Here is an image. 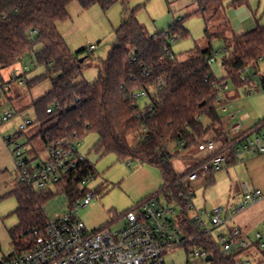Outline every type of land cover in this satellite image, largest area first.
<instances>
[{"label": "trees", "instance_id": "obj_1", "mask_svg": "<svg viewBox=\"0 0 264 264\" xmlns=\"http://www.w3.org/2000/svg\"><path fill=\"white\" fill-rule=\"evenodd\" d=\"M74 1L85 10L99 5L107 11L118 2L125 4L124 0H0V71L21 65L27 54L41 44L35 57L46 74L27 83L33 86L46 78L52 82V89L33 103L36 122L43 126L52 123L40 132L44 142L75 135L81 140L88 133H98V150L115 153L120 160L158 167L164 179L160 193L168 204L177 202L184 206L177 188L171 185L179 175L187 174L199 163L195 161L179 172L173 159L190 154L211 136L231 143L220 112L223 103L213 86L218 80L209 64L210 59H217L216 54L212 49H196L180 60L173 51L172 41L189 35L182 20L169 31L148 37L135 10L118 29L107 60L98 66L97 80L92 84L79 81L85 69L80 54L86 48L73 54L58 28L59 23L70 18L68 7ZM225 1L194 0L207 23L225 8ZM229 5L244 6L247 0H231ZM263 56L264 26L234 36L223 59L227 78L218 82L230 80L238 88L246 86L257 75H250L249 69L258 68ZM262 82L264 89L263 78ZM143 90L147 92L148 103L141 109L134 95ZM49 108H54L50 114ZM183 157L190 158L188 154ZM237 161L232 155L229 165ZM94 172V167L87 162L85 175H94ZM76 187L69 184L63 190L71 196L70 200L84 195ZM10 196L17 199L15 213L19 221L11 235L32 237L35 230L44 232L48 222L44 207L54 196L52 192H36L17 181ZM185 213L189 215L186 208ZM191 233H200V230L192 226ZM195 244L212 254L210 264H237V259L245 253L239 251L227 256L219 242L204 233ZM34 246L32 238L24 251Z\"/></svg>", "mask_w": 264, "mask_h": 264}, {"label": "rangeland", "instance_id": "obj_2", "mask_svg": "<svg viewBox=\"0 0 264 264\" xmlns=\"http://www.w3.org/2000/svg\"><path fill=\"white\" fill-rule=\"evenodd\" d=\"M123 2L125 4L118 2L104 11L99 5L85 10L74 1L68 7L70 18L58 24L60 34L73 54L86 48V51L80 54V59H84L85 69L79 81L84 80L92 84L97 80L98 66L107 60L117 39L118 29L123 20L130 17L135 10L136 18L143 25L148 37L167 32L182 20V25L189 35L172 41L174 53L180 60H184L191 50L212 49L217 59L211 64V70L218 81L227 78L223 59L233 37L264 26V0H247V5L239 7L229 5L231 0H226L225 8L208 23L194 0ZM90 46L95 47L93 52L89 50ZM41 48V44H37L21 65L0 71V117L10 112L14 114L7 122L0 121V263L25 252L24 248L32 243V238L34 239L33 235H11L19 221L15 213L18 202L10 193L14 191L18 181L16 145L21 147L24 157L35 164H40L48 157V145L40 136V132L48 129L52 123L43 126L36 122L33 103L52 89V82L46 78L33 86L27 83L46 74L45 68L38 65L35 57V53ZM16 70L21 72L13 76ZM254 73L257 75L242 88L236 87L228 80L229 89L237 98L229 109L230 112L240 111L264 120V61L260 62L258 68L249 69L250 75ZM21 76L26 82L17 79ZM147 103V96L138 100L141 109ZM227 117L228 115H225V119ZM25 120L32 121V124L20 134V126ZM13 136H16V140L8 146L6 139ZM99 140V134L91 132L81 139L79 146L80 153L95 169L94 178L88 181L85 187L87 193L94 192L96 197L78 214L90 231L112 223L119 224L124 213L160 193L164 186L163 175L158 167L148 163L120 160L115 153L100 151ZM185 154L175 157L172 162L175 166H181L179 163L185 162L186 170L193 162L186 163L191 158L187 160L182 157ZM244 183L264 193V154L245 153L235 164L229 165L223 171L205 174L194 184L193 202L196 209L200 210L205 206L222 208V218H232L214 230L213 237L219 243L220 235L226 234L229 227L248 228V237L252 241L257 233H264V197L257 204L235 214L236 208L243 202L241 186ZM51 192L54 196L44 209L49 219H56L70 211L71 196L53 186ZM157 198L161 204H167L164 194H158ZM195 213L196 210L189 213L192 219ZM167 260L174 264H210L207 258L195 259L187 249H179L169 254ZM239 260L264 264V255L256 249H250L243 253Z\"/></svg>", "mask_w": 264, "mask_h": 264}, {"label": "built area", "instance_id": "obj_3", "mask_svg": "<svg viewBox=\"0 0 264 264\" xmlns=\"http://www.w3.org/2000/svg\"><path fill=\"white\" fill-rule=\"evenodd\" d=\"M94 49V46L89 48L91 52ZM261 60L264 61V56ZM215 61L212 58L209 64ZM20 72L16 70L13 75L17 76ZM213 86L219 91V100L223 103L220 112H226L227 104L234 99L229 84L216 81ZM143 96H147L145 90L137 92L134 99L139 100ZM53 109L49 108L47 112L50 114ZM13 117L14 114L10 112L0 117V121L7 122ZM238 117L244 119L237 112L230 116V120ZM31 124L32 121L25 120L20 126V132ZM227 135L231 143L226 144L212 136L201 143L197 151L204 156L196 161L199 164L187 174L179 175L171 185L177 188L178 197L183 199L184 206L177 202L163 205L157 197H152L124 213L119 224L112 223L92 231L78 217L80 210L87 208L96 197L94 192L87 193L85 187L94 175H85L87 160L79 151L81 140L75 135L73 138L48 143V157L40 164L25 158L21 147L16 145L15 163L19 183L36 192L51 191L52 186L63 191L69 184H76L78 191L84 192V195L70 200L68 213L56 219L48 218L44 232H33L35 246L31 250L0 264H174L168 262V255L193 244L188 252L195 259H212V254L196 245L195 241L201 233L214 238V230L229 219L222 218V208L205 206L196 209L193 185L208 170L220 172L226 169L232 155L236 160L245 153L263 155L264 120L250 129H243L242 124L231 125ZM13 137L6 139L8 146L16 140ZM182 146L183 143L180 148ZM77 179L80 180L76 183ZM241 191L243 202L236 208L235 214L257 204L264 197L260 189H254L246 183L241 186ZM185 208L189 213L196 210L193 219L186 215ZM192 226L198 227L200 233H191ZM219 244L227 256L250 249L263 252L264 233H257L252 241L244 235L242 229L232 227L226 234L220 235ZM237 264L251 263L238 258Z\"/></svg>", "mask_w": 264, "mask_h": 264}, {"label": "crops", "instance_id": "obj_4", "mask_svg": "<svg viewBox=\"0 0 264 264\" xmlns=\"http://www.w3.org/2000/svg\"><path fill=\"white\" fill-rule=\"evenodd\" d=\"M20 81H25V79L24 78H22ZM26 82V81H25ZM232 95H233V97H234V99L233 100H231L228 104H227V106H228V108H227V111L226 112H221V115L224 117V124H225V128H226V130L228 131V129L230 128V126L231 125H233V126H235V125H238V124H242V126H243V129H250V128H253V127H255L256 125H258L261 121H263V120H261V119H258L256 116H254V117H251L250 116V114H247V113H242L241 115H243L244 116V119L243 120H241V118H233V120H230V116H233V115H235V113H237V112H240V111H237V112H230L231 110L229 109V107L232 105V104H234V102L233 101H235L237 98H236V96H235V93L234 92H232ZM234 109V108H233ZM232 109V110H233ZM225 115H228V117L225 119ZM186 155V154H185ZM189 156H190V158L191 159H187L188 160V162H186V163H189V162H195V161H197L199 158H201V157H203L204 156V154L203 153H201V152H199V151H197V149L196 150H193L190 154H188ZM183 157V156H182ZM183 164V165H182ZM235 164V163H234ZM179 165H181V166H175V168H176V170L177 171H179V172H182L183 170L182 169H184L185 168V162H181V163H179ZM189 167V166H188ZM185 170V169H184ZM206 174H209V173H206ZM207 178H208V176H207ZM199 179H201V177L199 178ZM194 186L195 185H193V190H194V193H195V188H194ZM228 221H230L232 218H230V217H228ZM246 227V226H245ZM230 228H232V227H229L228 229H230ZM239 228L240 229H242V231H243V233H244V235L246 236V237H248V233H249V229L248 228H242V227H240L239 226ZM249 238V237H248ZM250 239V238H249Z\"/></svg>", "mask_w": 264, "mask_h": 264}, {"label": "water", "instance_id": "obj_5", "mask_svg": "<svg viewBox=\"0 0 264 264\" xmlns=\"http://www.w3.org/2000/svg\"><path fill=\"white\" fill-rule=\"evenodd\" d=\"M84 61V59H81V62H83ZM263 79H264V77H263ZM210 259H208V261H209Z\"/></svg>", "mask_w": 264, "mask_h": 264}]
</instances>
